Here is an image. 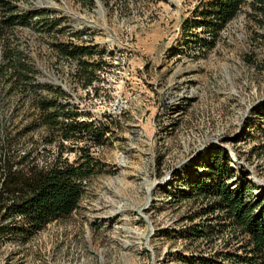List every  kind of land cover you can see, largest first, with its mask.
Returning a JSON list of instances; mask_svg holds the SVG:
<instances>
[{"label":"rangeland","instance_id":"1","mask_svg":"<svg viewBox=\"0 0 264 264\" xmlns=\"http://www.w3.org/2000/svg\"><path fill=\"white\" fill-rule=\"evenodd\" d=\"M4 1L30 18L3 30L0 46L6 39L33 63L34 81L60 86V100L110 131L91 148L99 166L77 209L27 241L0 234V264H182L204 246L178 238L199 204L175 193L203 171L211 144L264 193V27L240 13L208 42L197 21L210 0H93L94 8L84 0ZM59 41L91 47V85L74 74L79 65ZM7 86L1 77L0 166L8 154L29 152L47 165L56 147L43 142L45 130H24L35 93ZM74 156L63 151L69 162Z\"/></svg>","mask_w":264,"mask_h":264},{"label":"trees","instance_id":"2","mask_svg":"<svg viewBox=\"0 0 264 264\" xmlns=\"http://www.w3.org/2000/svg\"><path fill=\"white\" fill-rule=\"evenodd\" d=\"M83 3L95 7L93 0ZM0 9L7 12L0 18V35L15 25H29L30 15L17 13L4 0H0ZM240 13L251 23L250 27H264V0H210L200 12L197 25L209 33L208 42H212ZM55 46L78 63L74 74L82 84L91 85L96 78L95 63L84 59L92 54L91 47L70 41H59ZM0 48V78L8 89L31 88L35 93L30 102L33 115L24 130L43 128V142L56 147L53 160L47 165L36 163L29 152L20 156L8 154L0 166V234L10 232L14 238L27 241L49 223L77 209L86 182L99 166L91 148L105 144L110 128L103 122L89 120V114H82L70 101L62 102L59 96L64 90L60 86L34 81L33 63L20 51L11 50L6 39ZM252 55L255 53L248 52L246 58L252 60ZM259 115L264 119V107ZM64 141L73 146L66 148ZM80 142L85 144L78 146ZM64 150L75 155L73 161L63 157ZM200 160L203 171L187 178L185 187L175 196L199 204L187 216L189 223L178 238L204 249L181 256L182 264H264V193L255 194L253 182L231 164L218 146L211 144ZM17 218L21 222H15ZM7 219L11 224H6Z\"/></svg>","mask_w":264,"mask_h":264},{"label":"built area","instance_id":"3","mask_svg":"<svg viewBox=\"0 0 264 264\" xmlns=\"http://www.w3.org/2000/svg\"><path fill=\"white\" fill-rule=\"evenodd\" d=\"M61 101H62V102H66V100H65V99H61ZM82 119H83V118H82ZM64 142H66V141H64Z\"/></svg>","mask_w":264,"mask_h":264}]
</instances>
